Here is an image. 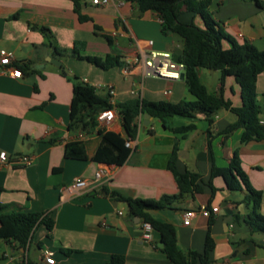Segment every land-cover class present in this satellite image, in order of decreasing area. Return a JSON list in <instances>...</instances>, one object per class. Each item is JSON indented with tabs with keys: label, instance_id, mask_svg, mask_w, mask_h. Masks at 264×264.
<instances>
[{
	"label": "crops",
	"instance_id": "0c3cea01",
	"mask_svg": "<svg viewBox=\"0 0 264 264\" xmlns=\"http://www.w3.org/2000/svg\"><path fill=\"white\" fill-rule=\"evenodd\" d=\"M77 3L83 20L74 12L71 0H0V59L1 53L10 58L9 65L0 64V151H5L9 160L8 166L0 168V206L47 215L52 221L51 230L37 226L25 248L12 240H0V264H45V252L52 254L54 264H106L113 255L124 257V264H170L157 246L159 235L142 229L139 220H131L126 204L110 193L142 200L177 194L166 168L175 143L178 170L199 174L204 186L200 194L184 195L169 208L150 212L151 216L173 225L183 253H201L209 230L214 248L207 264H264V246H252L248 241L232 244L249 240L242 220L239 225L225 224L222 203L232 211V221L234 214L242 219L250 212V205L241 202L244 192L226 190L221 178L211 181L216 190L213 195L206 186L211 167H227L236 152L250 186L261 192L259 213L264 216V137L241 143V129L224 135L236 122L235 114L222 109L209 120L201 114L193 119H167L171 128L195 125L183 135L165 130L159 120L145 119L144 114L138 119L131 152L120 166L92 160L101 140L98 131L125 138L117 115L112 123L97 122L91 130L67 129L76 82L92 85L100 96L108 94L111 104L137 98L172 104L194 100L183 79H142L134 66L148 49L147 41H152L154 51L181 54V40L174 42V35L162 33L156 13H141L125 0H111L106 5L92 0ZM209 12L229 39L223 42L225 48L248 43L264 50V0H211ZM180 20L202 26L198 17L188 14ZM41 28L48 30L49 39ZM49 42L51 47H46ZM74 45L80 47L81 56L117 54L133 72L123 75L121 68L104 71L83 60L53 55V48L70 50ZM50 59L59 60L61 69ZM24 64L32 71H20V78L9 74V68ZM198 77L209 94L228 101L233 108L241 107L240 88L233 78L221 82L218 71L205 69L198 70ZM255 93L259 123L264 127V71L256 78ZM78 133L84 134L82 141H76ZM73 141L82 143L86 160L64 157L65 145ZM16 156L28 157L30 163L17 164ZM98 169L110 173L108 183L77 194L67 190L75 179L91 180ZM201 206L219 211L210 218L198 215L183 226V212ZM145 235L150 236L149 241L144 240ZM256 240L264 238L257 236Z\"/></svg>",
	"mask_w": 264,
	"mask_h": 264
},
{
	"label": "trees",
	"instance_id": "16d2710c",
	"mask_svg": "<svg viewBox=\"0 0 264 264\" xmlns=\"http://www.w3.org/2000/svg\"><path fill=\"white\" fill-rule=\"evenodd\" d=\"M71 1L74 5V12L79 15L77 0ZM125 1L135 4L141 13H156L161 21L162 33L167 35L170 32L181 40V54H173V59L184 64L183 80L194 100L172 104L164 101L149 102L137 98L124 103L111 104L108 94H105L104 97L100 96L92 85L76 82L72 86L67 129L69 131L91 130L97 125L96 118L101 111L114 110L125 134V138H123L111 131H98L101 140L92 160L106 165H122L131 152V149L125 147V142L135 140L138 131V119L144 114L159 120L165 130L183 135L194 130L195 125L189 124L179 128H171L167 124V119L172 117L193 119L197 114H201L206 120H209L219 110L226 109L235 114L237 120L224 130V135L241 129V143L261 140L264 137V127L258 119L260 107L256 103L255 81L257 76L264 71V50H257L248 43L242 45L232 43L230 48H225L223 42L229 39L221 32L219 25L210 15L211 0ZM183 14H188L192 18L198 17L202 26L199 27L192 21L182 22L180 16ZM79 19L83 20L84 18L79 15ZM40 31L49 39L47 29L41 28ZM107 41L110 44L108 39ZM45 46L51 47V43L49 42ZM80 50L77 45H74L70 50L52 49L53 55L56 57L83 60L104 71L122 68L125 65L117 54L98 58L81 56ZM16 68L23 73L32 71L29 64L17 65ZM199 69L218 71L221 82L225 78H233L240 88L241 107L233 108L228 101L209 94L199 80ZM64 157L71 160H86L82 143L75 141L67 143L64 147ZM166 168L176 183L177 194L175 195H164L158 200L124 198L117 193H110V195L126 204L127 213L131 220L139 219L140 222L147 223L150 229L159 235V243L163 245L161 252L170 264H207L208 255L214 248L209 230L201 253H183L177 246L173 225L157 220L150 214V212L169 208L174 201L181 199L184 195L192 196L202 192L204 184L199 174L178 170L177 143L173 146ZM215 178H221L226 190L230 192H244L245 195L241 202L250 205V212L245 217L241 219L236 213L233 215L232 221L235 225H239L242 220L247 226L249 240H239L232 244L236 245L248 241L252 246L262 247L253 237L264 238V216L259 213L261 192L250 186L247 176L240 167L236 152L233 153L227 167L218 168L214 165L211 167L209 182L206 184L211 195L216 191L211 185V181ZM102 192L107 195L105 190L102 189ZM40 225L51 230L52 221L47 215L24 213L12 206H0V240H12L20 248H25L34 229ZM124 262V257L113 255L106 264H124Z\"/></svg>",
	"mask_w": 264,
	"mask_h": 264
},
{
	"label": "built area",
	"instance_id": "2783aa9c",
	"mask_svg": "<svg viewBox=\"0 0 264 264\" xmlns=\"http://www.w3.org/2000/svg\"><path fill=\"white\" fill-rule=\"evenodd\" d=\"M111 0H92L93 4H101L106 5ZM152 45V41H147L148 49L145 52H142L140 59H136L134 62V66L139 68V75L142 79L144 78H161L168 80H179L184 73V64L180 62H176L173 59V56L169 52H157L152 50L150 47ZM2 57L0 59V64L9 65L10 58L1 53ZM9 74L14 78H20L21 72L16 67L9 68ZM123 75H130L133 72V68L130 65H126L121 68ZM116 117V113L114 110H105L101 111L97 115V122L100 124H110L114 121ZM84 138L83 133H78L75 136L76 141H82ZM125 147L131 149L132 141H126ZM14 162L17 164L27 165L30 163V159L25 156H16L14 157ZM9 160L7 153L5 151H0V168L8 166ZM111 179V175L108 171L104 169H98L91 180L85 179H75L68 187L67 190L73 194H77L81 191H89L93 190L104 183H108ZM219 208L212 207L207 208L206 206H201L196 210H185L182 214V225L188 226L190 221L200 215L205 218H209L211 215L218 213ZM121 215V213H118ZM140 227L146 231H150V226L147 223L140 222ZM144 240L149 241L150 236L145 235ZM43 260L45 264H54V260L52 254L49 252H45L43 256Z\"/></svg>",
	"mask_w": 264,
	"mask_h": 264
},
{
	"label": "water",
	"instance_id": "95a60500",
	"mask_svg": "<svg viewBox=\"0 0 264 264\" xmlns=\"http://www.w3.org/2000/svg\"><path fill=\"white\" fill-rule=\"evenodd\" d=\"M169 34H170V32H169ZM49 61H50V63H51L52 65H54V66L57 67L58 69H61V62H60L59 60H53V59H50ZM180 79H183V76H181ZM144 118H145V119L149 118V115L145 114V115H144ZM221 206H222V208H223V210H224V212H225V214H226L225 224L227 225V224H229V223L232 222V211H230V210L226 207V204H225V203H222ZM138 220H139V219H136V221H138ZM258 243H259L260 245L264 246V240H260V241H258ZM157 246H158V248H162V247H163V245H162L161 243H158Z\"/></svg>",
	"mask_w": 264,
	"mask_h": 264
},
{
	"label": "rangeland",
	"instance_id": "374dc122",
	"mask_svg": "<svg viewBox=\"0 0 264 264\" xmlns=\"http://www.w3.org/2000/svg\"><path fill=\"white\" fill-rule=\"evenodd\" d=\"M247 2H249L250 0H246ZM196 20V19H195ZM195 20H194V22H195ZM173 39H174V42H178V41H180L179 40V38L176 36V35H174L173 36ZM173 119H181V118H173ZM237 194V193H236ZM257 236H255L254 238H256Z\"/></svg>",
	"mask_w": 264,
	"mask_h": 264
}]
</instances>
